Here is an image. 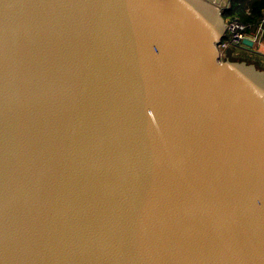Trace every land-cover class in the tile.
Masks as SVG:
<instances>
[{
    "label": "water",
    "instance_id": "95a60500",
    "mask_svg": "<svg viewBox=\"0 0 264 264\" xmlns=\"http://www.w3.org/2000/svg\"><path fill=\"white\" fill-rule=\"evenodd\" d=\"M232 5L0 0V264H264V59H223Z\"/></svg>",
    "mask_w": 264,
    "mask_h": 264
},
{
    "label": "built area",
    "instance_id": "2783aa9c",
    "mask_svg": "<svg viewBox=\"0 0 264 264\" xmlns=\"http://www.w3.org/2000/svg\"><path fill=\"white\" fill-rule=\"evenodd\" d=\"M230 9H225L227 11ZM223 11V12H224ZM226 36L220 43V50L226 54L228 48L244 46L243 41L250 39L253 41V47L258 48L264 42V10L258 21H242L238 17H230L226 20Z\"/></svg>",
    "mask_w": 264,
    "mask_h": 264
},
{
    "label": "trees",
    "instance_id": "16d2710c",
    "mask_svg": "<svg viewBox=\"0 0 264 264\" xmlns=\"http://www.w3.org/2000/svg\"><path fill=\"white\" fill-rule=\"evenodd\" d=\"M263 10L264 0H233L232 8L227 11L229 15L242 21H258Z\"/></svg>",
    "mask_w": 264,
    "mask_h": 264
},
{
    "label": "rangeland",
    "instance_id": "374dc122",
    "mask_svg": "<svg viewBox=\"0 0 264 264\" xmlns=\"http://www.w3.org/2000/svg\"><path fill=\"white\" fill-rule=\"evenodd\" d=\"M224 15H225L226 20L228 18L232 17V15L228 14V11H224ZM255 47H254V49H257L258 51H253V50H249V51H251V52H262V56H263V59H264V42L260 45V47H258V48H255ZM236 48H241V47H236ZM224 58H225V54H223V59Z\"/></svg>",
    "mask_w": 264,
    "mask_h": 264
},
{
    "label": "flooded vegetation",
    "instance_id": "af4514ba",
    "mask_svg": "<svg viewBox=\"0 0 264 264\" xmlns=\"http://www.w3.org/2000/svg\"><path fill=\"white\" fill-rule=\"evenodd\" d=\"M240 49V51H241V53H243V54H247V53H249V54H251L252 52L251 51H249V50H246V49H243V48H239ZM251 50H253V51H258L257 49H251ZM244 56V55H243ZM253 56H258L257 54H254ZM227 58H229V59H233L234 58V55H228L227 57H226V59ZM242 59H244V57L242 58ZM248 60V59H247Z\"/></svg>",
    "mask_w": 264,
    "mask_h": 264
}]
</instances>
